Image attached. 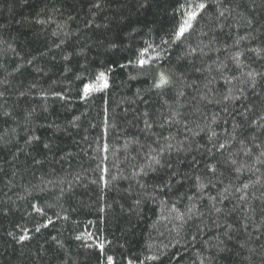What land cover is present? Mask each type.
Wrapping results in <instances>:
<instances>
[{"label":"trees","instance_id":"obj_1","mask_svg":"<svg viewBox=\"0 0 264 264\" xmlns=\"http://www.w3.org/2000/svg\"><path fill=\"white\" fill-rule=\"evenodd\" d=\"M261 117L264 0H0V264H264Z\"/></svg>","mask_w":264,"mask_h":264},{"label":"snow or ice","instance_id":"obj_2","mask_svg":"<svg viewBox=\"0 0 264 264\" xmlns=\"http://www.w3.org/2000/svg\"><path fill=\"white\" fill-rule=\"evenodd\" d=\"M183 7V5L181 6ZM207 7V5L205 3H199L198 5H196V8L200 9V10H204ZM197 11L193 10L190 11L188 13L187 19L184 20L182 23H180L178 25V30H176L174 32L175 36L179 39L181 37H183L185 35V33L188 31L189 28L192 27V21L195 20L197 18ZM221 15H223V13H221ZM148 62L143 59L142 57L138 60V64L141 67H144ZM255 75H259V74H255ZM255 75L253 73H248L249 78L252 80L253 86H255ZM96 83L94 84H85L83 86L82 92H83V97L87 98L93 91L96 92H101L107 88H109V83L108 80L105 76V73L101 72L99 73V75L96 77ZM170 83V81L168 79L165 78L164 74H160V78L159 81L155 84V87L157 88H163L165 86H167ZM64 97H61V99H63ZM262 120H264V117H261ZM44 147H48L47 144L44 145ZM225 145L224 144H220L219 148H224ZM107 150V146H105V151ZM262 155H264V153H262ZM157 163H159V161H157ZM102 171H107V169H103ZM245 187H247V185H245ZM33 209L36 212H42V209H40L39 207H37L36 205H32ZM102 211V209H101ZM49 224L52 223L51 220H49L48 222ZM48 225H44V227H47ZM40 229L37 228L36 231H39ZM30 237H28L27 235H22L19 237V241L18 242H23L27 239H29ZM91 238V237H89ZM77 239H81V237H77ZM97 247L99 248L100 252L103 254L104 253V243H99L97 245ZM149 259L152 260H156L158 259V257L156 256H152L149 257ZM104 260L106 261V264H116L115 258L112 255H105ZM127 264H134V261L129 259L127 261Z\"/></svg>","mask_w":264,"mask_h":264}]
</instances>
